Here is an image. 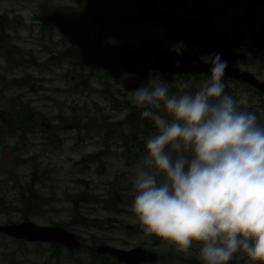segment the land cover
I'll return each instance as SVG.
<instances>
[{
  "label": "rangeland",
  "instance_id": "rangeland-1",
  "mask_svg": "<svg viewBox=\"0 0 264 264\" xmlns=\"http://www.w3.org/2000/svg\"><path fill=\"white\" fill-rule=\"evenodd\" d=\"M202 1V5L198 8L202 17L211 16L214 7H226L230 17L216 18L213 23L235 45H237V37L233 27V17L245 16L249 5L253 4L250 9L253 12L256 29L264 28V0H235L238 1L237 4L227 3L226 0ZM65 5L73 7L75 3L71 0H0V15L5 16L7 22L5 30L16 47L12 57L15 62L12 64L14 67L0 56V90L4 87L0 93L1 114L5 112L3 115L6 116V112L9 113L12 107L21 112L24 107H29L39 117L47 118L43 123L50 125V129L59 131V147L46 144L44 139L49 133L44 132L43 128H38L37 131L28 134L26 147L20 150L13 148L17 133H0V224L23 220V213L20 212V184L24 185L31 180L33 166L36 163L39 164V170L44 171V176L42 182L35 187V191L41 193L44 199L42 208L30 216L29 220L37 225L51 226L71 222L72 204L69 199L85 189L86 185H89L88 192L95 196L105 198L119 194L124 200L122 205L125 208L122 213L117 214L104 210L100 204L81 203V217L114 219L111 229L106 226L86 227L76 224L77 221L69 224L68 227L81 236L87 244L81 249L70 250L61 246L56 250L51 243L23 241L20 244V241L14 238L0 235V264H92L89 246L93 235L96 239L106 240L107 244L115 247L132 249L141 246L158 251L162 255L172 253L174 257L175 255L182 257L171 263L166 261L158 264H194L195 260L203 263L199 257V244L194 243L188 252H180L174 245L158 243L154 235L148 236L143 232L132 205L136 195L135 177L138 171L145 167L143 160L146 152L136 158L134 151H131L129 156L125 155L124 147L118 138L104 146L98 128L89 123V117L85 116L87 111L92 113L93 107L97 104L105 117H110L113 121L126 120L123 124L126 128H130L137 124L136 112L142 107L133 103L131 99L133 92L125 91L121 80L115 81L104 71L89 74V68L74 62V57L67 56V59L62 60L52 57L53 52L68 51L71 44L63 39V34L57 28L43 27L40 16L45 7ZM193 5V0H190L189 6L193 7ZM91 7L116 14L137 12L139 8L134 0H91ZM176 10V14L185 19H194L189 14V10L185 8ZM239 26L245 33V40L242 49H235L242 58L241 62H236V65L264 79V68L258 60L263 55L249 45L248 35L251 26L243 20L239 22ZM126 31L128 34L118 39V42L132 47L142 45L147 39H153L161 46L173 43L165 27L158 22H144L130 26ZM174 75L182 78L173 83ZM25 76L30 77L35 87L37 84L42 88L34 91L17 84L4 86L14 78ZM83 76H90L89 87L83 84ZM209 78L186 73L158 72L151 76L146 87L163 80L170 84L172 94L195 93ZM223 83L226 93L234 97L238 98V93L247 92L249 94L247 110L255 112L264 122V94L239 81L229 80ZM181 85L187 87L181 89ZM74 111L80 116H85L86 120L77 125L67 122L62 130L54 127L60 115L71 118ZM2 125L4 123L0 119V127ZM155 134L156 130L151 131L145 135V139ZM100 151L107 154L103 157V163L81 162L84 156ZM171 154L175 156L174 151ZM23 159L26 160L25 163L19 162ZM232 261L238 264H254L243 251L234 254L228 264Z\"/></svg>",
  "mask_w": 264,
  "mask_h": 264
},
{
  "label": "clouds",
  "instance_id": "clouds-1",
  "mask_svg": "<svg viewBox=\"0 0 264 264\" xmlns=\"http://www.w3.org/2000/svg\"><path fill=\"white\" fill-rule=\"evenodd\" d=\"M183 48L173 45L177 55ZM201 60L211 74L195 93L172 94L163 80L133 91L156 134L146 140L132 210L145 235L180 252L199 244L203 264H228L240 251L264 264V122L247 110V92L226 93L221 54Z\"/></svg>",
  "mask_w": 264,
  "mask_h": 264
},
{
  "label": "water",
  "instance_id": "water-1",
  "mask_svg": "<svg viewBox=\"0 0 264 264\" xmlns=\"http://www.w3.org/2000/svg\"><path fill=\"white\" fill-rule=\"evenodd\" d=\"M135 1L139 5L138 15L141 19L160 22L174 41L184 43L181 54L177 55L173 47L163 49L153 42L134 50L107 40L104 17L92 9L67 11L57 8L43 14L40 20L45 25L56 26L78 48L84 66L102 69L113 79L122 80V86L128 92L142 84L144 86L154 71L211 74V63H204L201 57L219 53L222 60L228 61L225 77L249 83L264 93V80L235 65V53L228 48L225 37L215 25L204 19H184L174 12L161 9L156 0ZM177 61L179 67L176 66ZM0 234L31 243L62 244L69 249L82 246L79 237L63 226L37 225L30 220L0 224ZM95 252L110 254L124 264H152L160 259L157 251L141 246L124 249L99 244L95 247Z\"/></svg>",
  "mask_w": 264,
  "mask_h": 264
},
{
  "label": "trees",
  "instance_id": "trees-1",
  "mask_svg": "<svg viewBox=\"0 0 264 264\" xmlns=\"http://www.w3.org/2000/svg\"><path fill=\"white\" fill-rule=\"evenodd\" d=\"M77 4L76 7H71L69 5L65 6H56V7H45L42 10V13H48L51 12L53 9L56 8H63L64 10H73V9H84V8H91V3L87 2L86 0H72ZM159 4V7L161 9L172 11L174 13L177 12V8H185L189 10V14L194 17V19L203 18L208 20L209 22H212L216 18L228 16L230 15L226 11V7H214L212 9V15L209 17H202L200 16V13L198 11V8L202 5V0H193V7L189 6L190 0H156ZM226 2L230 4H237L238 1L235 0H226ZM199 3V5H198ZM249 5L246 8V15L236 18L233 17V27L236 34V41L237 45L231 43L228 40V46L231 49H242L244 47V40H245V33L244 31H241L239 22L242 20L246 22L248 25L251 26V32L248 35L249 38V45L255 47L262 55L263 57H259L258 60H260V65L264 68V28L262 29H256L254 20H253V12H251ZM194 8V10H193ZM103 12V11H102ZM105 16V23L107 27V38L115 41L123 36L127 35V32L125 29L130 25H139L144 22H148L146 20H142L138 17L137 12H132L129 14H116L113 12H103ZM6 17L0 15V56L5 58L8 63L12 67H14L12 64H15L13 61V50L16 49L15 45L13 44L10 35L6 32ZM45 28H51L46 27ZM64 38V37H63ZM64 40H66L64 38ZM153 41V39H147L146 42ZM163 47V46H161ZM167 47V46H166ZM139 47H135V49H138ZM67 56L74 57V62H80V57L78 55V48L75 46H69L68 51H59L57 53H52V57L62 60L67 59ZM241 56L239 53H236L235 60L237 62H241ZM245 63L247 61H244ZM101 71L98 69H90V73ZM107 74V73H106ZM156 72H153V75H155ZM90 76H83V84L85 87L90 86ZM222 81H226L225 78H223ZM235 81V80H234ZM9 84H17L18 86L28 87L29 89H32L34 91H38L42 88L41 85H37L36 87L34 83L31 81L29 76L20 77V78H14L11 81H8L4 84V86H7ZM147 84V82H145ZM4 87L1 88L0 93H2ZM258 91V90H257ZM112 98L114 96L112 95ZM75 110V109H73ZM143 108H140L137 113V124L134 127L126 128V125L123 124L125 121H113L110 119V117H105L103 115L102 109L96 104L95 107H93V112L87 111L85 116L89 117V123H92L93 126L98 128V131L100 132L102 143L104 146H107L110 141H112L115 138H118L121 141L122 147H124L123 153L125 155L130 154L131 151H134V157H138L141 154H145L146 152V139L145 135H147L151 131H155V126L153 122L150 119H144L141 117V112L143 111ZM5 112H2L0 110V119H2L4 125L0 127V133H17V139L16 143L13 146L14 149H24L27 144V137L28 134L33 133L38 130V128H43L44 132L47 131L49 133L48 136L45 137L44 142L52 147H59V131L52 129H46L43 122L47 121L46 117H39L36 112L31 110L29 107H24L23 111H18L16 108L12 107L9 109V113L6 112V116H4ZM10 116H9V115ZM85 116L78 115L76 111H74L73 116L71 118L64 117V115H60L59 119L57 120L56 125L54 127L57 128H63V126L67 122H71L75 125L79 124L80 122H83L86 120ZM45 127V128H44ZM46 135V134H45ZM107 154H105L103 151L97 152L95 154H88L84 156L81 159V162H100L103 163V157H106ZM25 159L20 160L19 162L25 163ZM38 163H36L33 166V177L31 180L26 184H20L21 189L20 191V201H21V208L20 212L23 213V220H29V217L36 214L41 208H42V200L44 199V196L41 193H38L35 191V187H37V184L42 182L44 171L39 170ZM87 184V183H86ZM89 191V185L85 186V189H83L81 192L75 194L72 198L69 199L70 204H72V221L69 223H61L60 225L64 226L65 228L70 229L68 226L69 224H72L73 222L77 221L76 224L83 225L86 227H94V228H113L114 219L107 217L106 219H99L98 217L95 218H88V217H81L80 209H81V203L82 204H100L104 210L112 213L120 214L124 211V200L120 197L119 194L115 195H109L108 197H101V196H95ZM121 201V203H120ZM127 204V203H125ZM11 221H8L10 223ZM136 230V229H135ZM156 242L163 243L166 245H170L168 241H165L157 236H155ZM91 245L89 246V252L92 256L91 263L92 264H123L115 260V258L110 254L105 255H97L94 253V247L97 244H107L106 240L100 241V239H96L94 235L91 237ZM23 241H20V244ZM53 247L58 248L61 247V245H52ZM172 253H166L163 254L161 257V260L159 262L165 263L168 261L171 263L175 260H180L182 257L179 255H175L176 257L171 255ZM58 259V256H57ZM194 264H203L202 262L195 260ZM231 264H238L234 261L231 262Z\"/></svg>",
  "mask_w": 264,
  "mask_h": 264
},
{
  "label": "flooded vegetation",
  "instance_id": "flooded-vegetation-1",
  "mask_svg": "<svg viewBox=\"0 0 264 264\" xmlns=\"http://www.w3.org/2000/svg\"><path fill=\"white\" fill-rule=\"evenodd\" d=\"M177 42H175V41H173V43H171V45H170V47H172L174 44H176ZM169 47V48H170ZM206 77H210V75H205ZM261 79V78H260ZM264 80V79H263ZM247 85H249L250 87H253L252 85H250V84H247ZM254 89H256L255 87H253ZM256 91H257V89H256ZM259 93H262V92H260V91H258ZM262 94H264V93H262ZM47 129H50V128H47Z\"/></svg>",
  "mask_w": 264,
  "mask_h": 264
}]
</instances>
